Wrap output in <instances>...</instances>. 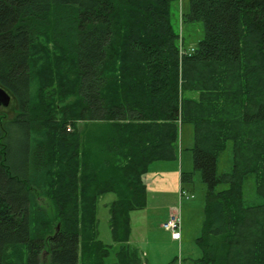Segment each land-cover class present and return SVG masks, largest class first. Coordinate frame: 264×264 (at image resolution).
Returning <instances> with one entry per match:
<instances>
[{
    "label": "trees",
    "instance_id": "16d2710c",
    "mask_svg": "<svg viewBox=\"0 0 264 264\" xmlns=\"http://www.w3.org/2000/svg\"><path fill=\"white\" fill-rule=\"evenodd\" d=\"M176 2L0 0V86L19 105L0 120V264H106L107 193L117 264H146L132 212L150 166L181 161L184 125L206 186L194 264H264V0H191L183 24L205 27L191 57H179ZM80 122L106 134L86 140Z\"/></svg>",
    "mask_w": 264,
    "mask_h": 264
},
{
    "label": "rangeland",
    "instance_id": "374dc122",
    "mask_svg": "<svg viewBox=\"0 0 264 264\" xmlns=\"http://www.w3.org/2000/svg\"><path fill=\"white\" fill-rule=\"evenodd\" d=\"M191 0H180L172 6V23L175 31L181 32L187 45L198 46L205 37V27L203 23H184L180 19L190 10ZM181 22V23H180ZM184 30V32H183ZM19 105L9 108H0V120H10L19 113ZM79 130L85 136V139L93 136L96 132L100 137L106 134L105 124L80 122ZM70 130V129H69ZM89 136V137H87ZM93 139V140H94ZM195 144L193 127L184 125L181 134V161L168 162L180 165L183 163V172L192 174V181L185 180L183 191L185 196L180 194L161 195L148 197L146 205L140 210L132 212V245L137 248L143 262L146 264H194V260L201 257V251L196 244L195 239L200 235L204 220V205L206 198V186L203 183V177L200 170H196L193 161V148ZM101 156L98 154V157ZM102 158V157H101ZM157 164L155 167H159ZM232 166L230 149L223 154L218 161L219 174L230 172ZM157 169V168H155ZM224 185H219L218 189H225ZM148 194V191H147ZM245 195L251 204L258 202L255 185L249 183L245 189ZM116 199L115 193H107L102 196L98 202V230L100 240L111 247L106 264H117L118 247L114 245L113 236L109 224L110 205ZM174 200V201H173ZM49 201V200H48ZM169 202H174L171 205ZM47 203V200L46 202ZM47 205V204H45ZM178 206L182 214V241L175 239L170 232H164L161 229L162 222L167 217L169 207ZM146 253L147 256L144 255ZM196 254V255H195Z\"/></svg>",
    "mask_w": 264,
    "mask_h": 264
},
{
    "label": "crops",
    "instance_id": "0c3cea01",
    "mask_svg": "<svg viewBox=\"0 0 264 264\" xmlns=\"http://www.w3.org/2000/svg\"><path fill=\"white\" fill-rule=\"evenodd\" d=\"M157 164H160L159 167H155L157 166ZM169 164L170 163L168 162H156L150 166L149 172L148 174L145 175V178H144L145 180L144 182L147 186V191H148L147 198L152 197L154 195L156 196H161V195L175 196L177 194H180V192L182 191L183 184L181 182L182 181L181 174L183 172V163L182 164L180 163V165L178 166L176 163L170 166ZM169 203L171 205H175L174 202H169ZM177 207L178 206H172V207L170 206L168 208L167 217L161 224L162 230H164L162 226L163 223L168 219V216L171 213V211L175 210ZM181 241H182V238H181ZM144 255L147 256L146 253H144Z\"/></svg>",
    "mask_w": 264,
    "mask_h": 264
},
{
    "label": "built area",
    "instance_id": "2783aa9c",
    "mask_svg": "<svg viewBox=\"0 0 264 264\" xmlns=\"http://www.w3.org/2000/svg\"><path fill=\"white\" fill-rule=\"evenodd\" d=\"M182 20V18H181ZM181 49L182 48H190L192 49L191 50V53H195L196 51V48L193 47V46H190V47H185L184 43H183V34H182V30H181ZM181 225H182V221H181V216H180V213H172L170 215V217L168 218V220L164 223L163 227L172 233L173 237L176 238V239H180L181 238Z\"/></svg>",
    "mask_w": 264,
    "mask_h": 264
},
{
    "label": "water",
    "instance_id": "95a60500",
    "mask_svg": "<svg viewBox=\"0 0 264 264\" xmlns=\"http://www.w3.org/2000/svg\"><path fill=\"white\" fill-rule=\"evenodd\" d=\"M12 97L9 92H7L4 88L0 86V108H8L11 105ZM61 230V224H59L56 228L55 234L53 238H55Z\"/></svg>",
    "mask_w": 264,
    "mask_h": 264
},
{
    "label": "bare ground",
    "instance_id": "6f19581e",
    "mask_svg": "<svg viewBox=\"0 0 264 264\" xmlns=\"http://www.w3.org/2000/svg\"><path fill=\"white\" fill-rule=\"evenodd\" d=\"M186 46H189V45L186 44ZM191 50L192 49H190V48H182V49H180L178 51L179 57H191L194 54V53H191ZM5 139H6V136H5ZM16 146H17L16 148H19L20 147V143L18 142L16 144ZM180 230H181V238H182V230H183L182 225H181V229Z\"/></svg>",
    "mask_w": 264,
    "mask_h": 264
}]
</instances>
